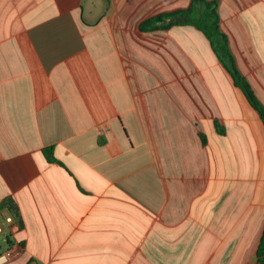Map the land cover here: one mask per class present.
I'll use <instances>...</instances> for the list:
<instances>
[{
    "label": "crops",
    "instance_id": "0c3cea01",
    "mask_svg": "<svg viewBox=\"0 0 264 264\" xmlns=\"http://www.w3.org/2000/svg\"><path fill=\"white\" fill-rule=\"evenodd\" d=\"M210 1L264 105V0ZM191 3L0 0L8 264H261L260 114L204 33L140 30Z\"/></svg>",
    "mask_w": 264,
    "mask_h": 264
},
{
    "label": "trees",
    "instance_id": "16d2710c",
    "mask_svg": "<svg viewBox=\"0 0 264 264\" xmlns=\"http://www.w3.org/2000/svg\"><path fill=\"white\" fill-rule=\"evenodd\" d=\"M220 15L218 13V2L210 0H192L189 8L171 13H164L144 21L140 30L142 32L166 31L174 26H192L201 31L209 39L213 51L220 61L232 75L235 84L247 97L252 107L260 114L264 123V105L255 95L247 79L238 70L235 58L231 53L227 35L222 31L220 25ZM44 154L51 163H58L53 152V148L44 150ZM1 207H7L13 216L20 221L17 207L13 202L6 201ZM258 258L264 264V235L258 251Z\"/></svg>",
    "mask_w": 264,
    "mask_h": 264
},
{
    "label": "built area",
    "instance_id": "2783aa9c",
    "mask_svg": "<svg viewBox=\"0 0 264 264\" xmlns=\"http://www.w3.org/2000/svg\"><path fill=\"white\" fill-rule=\"evenodd\" d=\"M19 223L11 212L0 208V264H8L15 254L13 234Z\"/></svg>",
    "mask_w": 264,
    "mask_h": 264
}]
</instances>
